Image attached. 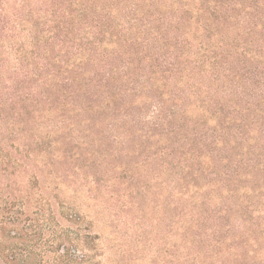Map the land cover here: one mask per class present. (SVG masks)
I'll list each match as a JSON object with an SVG mask.
<instances>
[{
	"label": "trees",
	"instance_id": "1",
	"mask_svg": "<svg viewBox=\"0 0 264 264\" xmlns=\"http://www.w3.org/2000/svg\"><path fill=\"white\" fill-rule=\"evenodd\" d=\"M163 1L0 0V264L88 172L162 174L196 264H264V0Z\"/></svg>",
	"mask_w": 264,
	"mask_h": 264
},
{
	"label": "rangeland",
	"instance_id": "2",
	"mask_svg": "<svg viewBox=\"0 0 264 264\" xmlns=\"http://www.w3.org/2000/svg\"><path fill=\"white\" fill-rule=\"evenodd\" d=\"M171 1L164 0L162 9ZM14 57L12 53L8 55V58ZM13 62H7L5 68ZM111 147L120 148L116 144ZM132 161L123 162L128 165ZM85 175L70 187L62 185L57 191L47 189L46 198L51 205L24 222L29 236L20 241L19 247L17 244V251L21 250V257L29 255V264H60L56 257L63 247L86 253L85 241L92 248L90 259L82 264H196L195 249L190 243L192 234H188L189 243L183 242L185 229L179 223L177 197H170L165 189L171 185L170 179L162 174L160 180L151 182L144 176L128 179L131 186L114 194L115 201L111 203L103 194L105 182L94 185L91 176L87 180ZM19 181L21 186L26 183L25 179ZM69 214L83 222L69 221Z\"/></svg>",
	"mask_w": 264,
	"mask_h": 264
}]
</instances>
